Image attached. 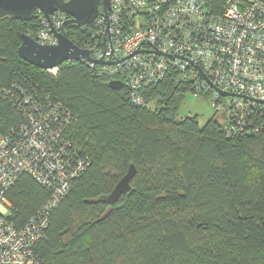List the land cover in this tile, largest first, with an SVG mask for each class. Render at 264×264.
<instances>
[{"label": "trees", "instance_id": "16d2710c", "mask_svg": "<svg viewBox=\"0 0 264 264\" xmlns=\"http://www.w3.org/2000/svg\"><path fill=\"white\" fill-rule=\"evenodd\" d=\"M40 17H0V133L29 111L25 97L60 103L71 113L63 136L88 160L33 246L40 264H264V104L240 119L222 124L213 116L200 125L198 116L177 113L184 94L210 91L196 92L174 73L141 89L147 106L85 63L49 73L18 54ZM89 27L67 24L63 35L80 46ZM131 164L130 193L104 202ZM0 194L14 228L51 198L27 173Z\"/></svg>", "mask_w": 264, "mask_h": 264}, {"label": "built area", "instance_id": "2783aa9c", "mask_svg": "<svg viewBox=\"0 0 264 264\" xmlns=\"http://www.w3.org/2000/svg\"><path fill=\"white\" fill-rule=\"evenodd\" d=\"M109 3L106 16L102 11L90 27L82 26L89 27L90 37L78 47L88 50L92 60L81 63L120 81L135 105L147 106L141 89L172 73L196 92L210 91L212 107L225 112L224 123L264 102L263 0ZM36 15H41L39 27L26 35L38 44L56 45V35L63 34L70 17L62 12L49 19L40 11ZM200 73L219 90L252 101L219 96ZM24 103L31 107L21 122L7 134L0 133V189H8L18 175L27 173L51 190V198L23 227L14 228L5 218L10 204L0 194V264H40L33 246L47 227L48 214L88 165L63 136L71 119L68 109L60 103L42 106L29 96Z\"/></svg>", "mask_w": 264, "mask_h": 264}, {"label": "water", "instance_id": "95a60500", "mask_svg": "<svg viewBox=\"0 0 264 264\" xmlns=\"http://www.w3.org/2000/svg\"><path fill=\"white\" fill-rule=\"evenodd\" d=\"M102 4L103 15L106 16L110 3L109 0H0V17H9L14 20L31 21L37 11H40L45 18L55 12H62L70 18L65 22L75 24L79 27L91 25L99 15L98 6ZM56 45H41L36 43L26 34L22 35L21 45L18 54L25 62L44 70L57 68L64 62H90V52L75 45L63 34H57ZM99 64H108L98 61ZM194 67L196 65L192 63ZM201 76L207 81L211 89L215 90L221 97H237L252 101L241 95L227 93L216 88L203 73ZM109 85L113 88H120L123 84L120 81L112 80ZM260 104L264 102L258 101ZM135 174V168L129 165L125 175L115 184L110 193L102 199L107 203H115L122 195L131 191V180Z\"/></svg>", "mask_w": 264, "mask_h": 264}, {"label": "rangeland", "instance_id": "374dc122", "mask_svg": "<svg viewBox=\"0 0 264 264\" xmlns=\"http://www.w3.org/2000/svg\"><path fill=\"white\" fill-rule=\"evenodd\" d=\"M189 116H198L200 125H203L213 116L219 123L223 124L225 121V112L222 110L216 111L212 107L210 96L207 97L204 94H193L191 92L184 94L177 113V118L179 119Z\"/></svg>", "mask_w": 264, "mask_h": 264}, {"label": "flooded vegetation", "instance_id": "af4514ba", "mask_svg": "<svg viewBox=\"0 0 264 264\" xmlns=\"http://www.w3.org/2000/svg\"><path fill=\"white\" fill-rule=\"evenodd\" d=\"M102 11H103L102 4H100V5L98 6V13L101 14Z\"/></svg>", "mask_w": 264, "mask_h": 264}]
</instances>
